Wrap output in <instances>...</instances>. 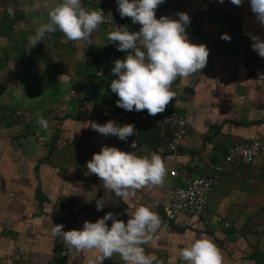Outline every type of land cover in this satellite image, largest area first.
Instances as JSON below:
<instances>
[{
    "label": "crops",
    "instance_id": "crops-1",
    "mask_svg": "<svg viewBox=\"0 0 264 264\" xmlns=\"http://www.w3.org/2000/svg\"><path fill=\"white\" fill-rule=\"evenodd\" d=\"M165 2L169 11L156 17L188 13L189 40L209 49L207 65L176 84V109L189 128L176 154L168 150L169 131L149 121L135 125L127 141L91 127L107 123L103 111L121 108L110 89L118 78L111 69L126 51L108 39L119 27H98L91 45L69 41L58 30L30 48L28 37L48 22L60 0H0V264H91L101 253L69 249L52 235L53 224H63L65 231L81 229L84 221L95 222L108 212L127 222L128 212L141 204L151 206L163 224L171 191L184 178L202 176L233 145L264 137V58L252 49L249 35L264 38V25L249 0L239 6L231 0ZM82 3L94 10L87 0ZM101 5L119 24L139 25L120 16L117 0H101ZM9 7L15 15H8ZM225 33L230 41L221 39ZM133 140L137 149L130 147ZM104 145L160 155L167 170L163 184L147 185L130 198L105 190L87 169ZM101 199L105 206L97 211ZM201 236L215 243L222 264H264V153L251 164L226 165L205 216L182 214L171 228L161 225L143 247L164 264H184L180 250ZM102 264L124 262L114 254Z\"/></svg>",
    "mask_w": 264,
    "mask_h": 264
},
{
    "label": "clouds",
    "instance_id": "clouds-1",
    "mask_svg": "<svg viewBox=\"0 0 264 264\" xmlns=\"http://www.w3.org/2000/svg\"><path fill=\"white\" fill-rule=\"evenodd\" d=\"M165 0H117L121 17H131L132 22L142 25L138 32L121 26L108 33L111 43L128 54L114 61L111 69L118 76L111 82V91L119 97L117 106L128 111L147 110L155 116L165 111L175 97L172 84L177 78L188 77L203 69L208 62L206 44H195L187 36L186 28L191 22L186 12L177 13L178 19L167 15L156 17V9ZM223 3V0H220ZM241 5L243 0H231ZM251 10L259 23L264 25V0H249ZM8 15H15L12 7ZM48 22L41 23L28 37L30 48L60 31L69 41H86L91 45V34L105 22L102 9H87L82 0H60L49 13ZM251 47L264 58V38L249 33ZM221 39L230 41L231 36L222 34ZM39 124L47 128V121L40 118ZM91 127L104 136H116L127 141L134 134L135 125L118 124L109 120L105 124L91 123ZM130 147L137 149V141ZM89 173L96 174L103 187L115 196L130 198L136 190L147 185H162L166 168L160 155H140L137 151H125L116 146L104 145L87 162ZM105 206L101 199L97 211ZM125 222L113 212L106 213L95 222L86 220L81 229L64 230L63 224H53L51 233L62 238L69 249L78 251L96 249L101 253L91 264H102L106 258L118 254L124 264H164L154 254L146 253L143 245L149 243L162 225L161 217L149 205H139ZM112 221L111 226L107 223ZM179 259L184 264H222V256L215 243L201 236L180 250Z\"/></svg>",
    "mask_w": 264,
    "mask_h": 264
},
{
    "label": "built area",
    "instance_id": "built-area-1",
    "mask_svg": "<svg viewBox=\"0 0 264 264\" xmlns=\"http://www.w3.org/2000/svg\"><path fill=\"white\" fill-rule=\"evenodd\" d=\"M87 3L90 7H94V10L102 9L104 12L105 22L98 27L124 26L128 28L129 31L136 32L142 27L140 24L137 27L119 24L116 15L102 6L101 0H87ZM166 11H169V7L166 2H164L156 9V16ZM127 54L126 52L125 57ZM179 79L180 78H177L171 86L174 93ZM113 94L118 100L119 97L117 94ZM101 117L107 122L109 120H115L117 123L122 124L133 123L134 125H139L149 121L153 124L154 128L168 130V150L173 154L179 151L181 144L189 133L187 120L185 116L176 109L174 97L166 106L165 111L158 113L157 116L148 115L146 109L137 112L135 110L128 111L120 108L116 111L105 110L102 112ZM263 153L264 137L235 144L229 149L228 154L224 156L222 162L210 165L202 176L184 178L182 185L171 191L172 204L164 211L163 229L167 230L171 228L173 223L182 214L192 217L205 216L213 187L219 176L224 173L226 165H232L237 161L251 164ZM172 174L174 176L176 175L175 172H172ZM219 221H222V219H219ZM225 225L227 224L225 223Z\"/></svg>",
    "mask_w": 264,
    "mask_h": 264
}]
</instances>
